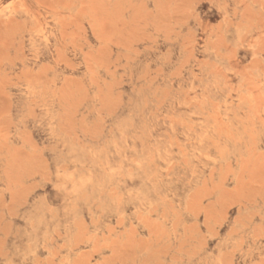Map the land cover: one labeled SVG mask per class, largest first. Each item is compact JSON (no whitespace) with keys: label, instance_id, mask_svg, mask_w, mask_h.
<instances>
[{"label":"rangeland","instance_id":"obj_1","mask_svg":"<svg viewBox=\"0 0 264 264\" xmlns=\"http://www.w3.org/2000/svg\"><path fill=\"white\" fill-rule=\"evenodd\" d=\"M263 62L264 0H0V264H264Z\"/></svg>","mask_w":264,"mask_h":264},{"label":"bare ground","instance_id":"obj_2","mask_svg":"<svg viewBox=\"0 0 264 264\" xmlns=\"http://www.w3.org/2000/svg\"><path fill=\"white\" fill-rule=\"evenodd\" d=\"M232 1V0H231ZM210 2V1H209ZM237 3V2H236ZM224 4H226V3H224ZM228 4V3H227ZM240 4V3H239ZM211 5V4H210ZM218 6V5H217ZM234 6H235V4H234ZM222 7H224V6H222ZM221 7V8H222ZM227 8V7H226ZM214 9V8H213ZM238 9V8H237ZM242 9V8H241ZM221 10V9H220ZM23 13V12H22ZM199 13V12H198ZM226 13V12H225ZM236 19V18H235ZM239 20V19H238ZM55 23V22H54ZM224 23H225V21H224ZM224 26V25H223ZM195 27V26H194ZM239 27V26H238ZM227 28V27H226ZM246 29V28H245ZM240 30V29H239ZM242 30V29H241ZM249 31V30H248ZM239 33V32H238ZM225 34V33H224ZM227 35V34H226ZM244 36V35H243ZM243 38V37H242ZM199 40V39H198ZM232 40V39H231ZM237 40V39H236ZM239 40V39H238ZM234 43V42H233ZM239 44V43H238ZM31 46H32V44H31ZM178 46V45H177ZM237 47V46H236ZM255 48V47H254ZM184 49V48H183ZM198 49V48H197ZM224 49V48H223ZM47 50V49H46ZM237 50V49H236ZM196 51V50H195ZM215 52V51H214ZM229 52V51H228ZM165 53V52H164ZM182 54H184V53H182ZM239 54V53H238ZM237 54V55H238ZM163 55V54H162ZM166 55V54H165ZM187 55V54H186ZM171 56V55H170ZM169 56V57H170ZM185 56V55H184ZM221 57V56H220ZM172 58V57H171ZM179 58V57H178ZM177 58V59H178ZM158 59V58H157ZM159 59H161V58H159ZM165 59V58H164ZM210 59V58H209ZM244 59V58H243ZM222 60V59H221ZM163 61V60H162ZM155 62V61H154ZM153 63V62H152ZM161 63V62H160ZM173 64V63H172ZM263 64H264V62H263ZM175 66V65H174ZM173 66V67H174ZM192 66V65H191ZM169 67V66H168ZM226 67V66H225ZM168 69V68H167ZM192 70V69H191ZM170 71V70H169ZM188 73V72H187ZM201 73H203V72H201ZM259 74V73H258ZM239 75V74H238ZM203 76V75H202ZM212 77V76H211ZM221 79V78H220ZM239 79V78H238ZM197 80H199V79H197ZM210 81V80H209ZM168 82V81H167ZM201 83V82H200ZM215 87V86H214ZM168 88V87H167ZM213 89V88H212ZM220 89V88H219ZM239 90V89H238ZM219 91V90H218ZM263 91V90H262ZM231 94V93H230ZM220 95V94H219ZM226 95V94H225ZM136 96V95H135ZM222 96H224V95H222ZM221 96V97H222ZM24 97V96H23ZM158 99V98H157ZM134 100V99H133ZM24 101V100H23ZM133 102V101H132ZM136 102V101H135ZM157 102V101H156ZM144 104V103H143ZM149 105V104H148ZM250 105V104H249ZM136 106V105H135ZM234 106V105H233ZM15 107V106H14ZM145 107V106H144ZM148 107V106H147ZM29 108V107H28ZM127 108V107H126ZM193 108V107H192ZM236 108V107H235ZM125 109V108H124ZM132 109H133V107H132ZM139 109V108H138ZM144 109V108H143ZM53 110V109H52ZM207 110V109H206ZM24 111V110H23ZM153 111V110H152ZM20 112V111H19ZM140 112H141V109H140ZM144 112V111H143ZM124 113V112H123ZM209 113V112H208ZM22 114V113H21ZM51 114V113H50ZM121 114V113H120ZM249 114V113H248ZM241 115V114H240ZM127 116H128V114H127ZM118 117V116H117ZM126 118V117H125ZM147 118V117H146ZM118 120V119H117ZM122 120V119H121ZM127 120V119H126ZM111 121V120H110ZM119 121V120H118ZM124 121V120H123ZM144 121V120H143ZM127 122V121H126ZM133 123V122H132ZM140 123V122H139ZM21 124H22V122H21ZM36 124V123H35ZM130 123H128V125H129ZM30 125V124H29ZM118 125H119V123H118ZM117 125V126H118ZM135 125V124H134ZM24 127V126H23ZM53 127V126H52ZM51 127V128H52ZM263 127V126H262ZM53 128H55V127H53ZM212 128V127H211ZM38 129V128H37ZM264 129V128H263ZM44 130V129H43ZM57 130V129H56ZM59 130V129H58ZM127 130V129H126ZM126 130H125V132H126ZM131 130V129H130ZM35 131V130H34ZM128 131V130H127ZM264 131V130H263ZM60 132V131H59ZM141 132V131H140ZM245 132V131H244ZM38 133V132H37ZM246 133V132H245ZM234 135H235V133H234ZM37 136V135H36ZM200 136V135H199ZM136 137V136H135ZM261 137V136H260ZM37 138V137H36ZM118 138H120L119 136H118ZM220 139V138H219ZM255 139V138H254ZM114 140V139H113ZM197 140V139H196ZM234 140V139H233ZM111 141H112V139H111ZM253 141V140H252ZM109 142V141H108ZM238 142H240V141H238ZM259 143V142H258ZM236 144V143H235ZM251 144H253V143H251ZM231 145H232V143H231ZM45 146V145H44ZM239 147V146H238ZM246 147V146H245ZM79 148V147H78ZM110 148V147H109ZM116 148H118V147H116ZM137 148V147H136ZM140 148V147H139ZM242 148V147H241ZM111 149V148H110ZM119 149V148H118ZM230 150V149H229ZM230 151H232V150H230ZM47 152V151H46ZM242 152V151H241ZM49 153V152H48ZM64 153V152H63ZM92 153V152H91ZM137 153V152H136ZM135 153V154H136ZM228 153H229V151H228ZM233 153V152H232ZM50 154V153H49ZM94 154V153H93ZM191 154V153H190ZM66 155V154H65ZM144 155V154H143ZM242 155V154H241ZM50 156V155H49ZM51 156H52V154H51ZM238 156V155H237ZM62 157V156H61ZM67 157V156H66ZM122 157V156H121ZM189 157V156H188ZM226 157V156H225ZM233 157H235V156H233ZM80 158V157H79ZM84 158V157H83ZM239 158V157H238ZM49 159V158H48ZM57 159V158H56ZM68 159H69V157H68ZM76 159V158H75ZM82 159V158H81ZM90 159V158H89ZM50 160V159H49ZM93 160V159H92ZM235 160V159H234ZM239 160V159H238ZM70 162V161H69ZM238 162V161H237ZM97 163V162H96ZM64 164V163H63ZM62 164V165H63ZM77 164V163H76ZM91 164V163H90ZM185 165V164H184ZM94 166V165H93ZM178 166V165H177ZM220 166V165H219ZM77 167V166H76ZM147 167V166H146ZM217 167V166H216ZM100 168V167H99ZM83 169V168H82ZM78 170V169H77ZM151 171V170H150ZM144 172V171H143ZM211 172V171H210ZM80 173V172H79ZM139 173H140V171H139ZM146 173V172H145ZM174 173V172H173ZM173 173H171V174H173ZM75 174V173H74ZM102 174H104V173H102ZM186 174V173H185ZM79 175H81V174H79ZM100 175H101V173H100ZM142 175V174H141ZM149 176V175H148ZM219 176V175H218ZM75 177V176H74ZM96 177V176H95ZM76 178V177H75ZM92 178V177H91ZM152 178V177H151ZM201 178V177H200ZM140 180V179H139ZM163 180V179H162ZM120 181H121V179H120ZM160 181V180H159ZM172 181V180H171ZM202 181V180H201ZM47 182V181H46ZM71 182V181H70ZM112 182V181H111ZM136 182V181H135ZM153 182H155V180L153 181ZM163 182V181H162ZM161 182V183H162ZM178 182V181H177ZM115 183V182H114ZM196 183H198V182H196ZM200 183V182H199ZM50 184V183H49ZM95 184V183H94ZM135 184V183H134ZM170 184V183H169ZM178 184V183H177ZM89 185V184H88ZM120 185V184H119ZM125 185V184H124ZM123 186V185H122ZM121 186V187H122ZM154 186H155V184H154ZM167 186V185H166ZM111 187V186H110ZM118 187V186H117ZM133 187V186H132ZM131 187V188H132ZM163 187V186H162ZM169 187V186H168ZM43 188V187H42ZM94 188V187H93ZM105 188V187H104ZM122 189V188H121ZM160 189V188H159ZM186 189V188H185ZM118 190V189H117ZM120 190V189H119ZM158 190V189H157ZM174 190H176V189H174ZM112 191H113V189H112ZM156 191V190H155ZM164 191V190H163ZM173 191V190H172ZM79 192V191H78ZM87 192V191H86ZM103 192H105V191H103ZM160 192V191H159ZM162 192V191H161ZM176 192V191H175ZM87 194V193H86ZM97 194V193H96ZM103 194V193H102ZM82 195V194H81ZM101 195V194H100ZM145 195V194H144ZM158 195V194H157ZM109 196V195H108ZM141 196V195H140ZM139 196V197H140ZM152 196V195H151ZM164 196V195H163ZM78 197V196H77ZM90 197H92V196H90ZM165 197V196H164ZM84 198V197H83ZM162 198V197H161ZM185 198V197H184ZM62 199V198H61ZM137 199V198H136ZM163 199V198H162ZM167 199V198H166ZM40 200H42V199H40ZM110 200V199H109ZM139 200H140V198H139ZM102 201V200H101ZM147 201V200H146ZM189 201V200H188ZM42 202V201H41ZM166 202V201H165ZM171 202V201H170ZM108 203V202H107ZM106 203V204H107ZM112 203V202H111ZM168 203V202H167ZM166 203V204H167ZM44 204V203H43ZM77 204V203H76ZM141 204V203H140ZM157 204V203H156ZM165 204V203H164ZM164 204H163V206H164ZM41 205V204H40ZM112 205H114L113 203H112ZM136 206V205H135ZM169 206V205H168ZM33 207V206H32ZM85 207V206H84ZM109 207V206H108ZM111 207V206H110ZM158 207V206H157ZM162 207V206H161ZM177 207V206H176ZM53 208V207H52ZM89 208H90V206H89ZM113 208V207H112ZM183 208V207H182ZM187 208V207H186ZM56 209V208H55ZM97 209H99V208H97ZM119 209V208H118ZM41 210V209H40ZM45 210V209H44ZM52 210H54V209H52ZM51 210V211H52ZM78 210V209H77ZM87 210H88V208H87ZM116 210V209H115ZM150 210H151V208H150ZM163 210H165V209H163ZM26 211V210H25ZM50 211V212H51ZM156 211V210H155ZM158 211V210H157ZM78 212V211H77ZM112 212V211H111ZM115 212V211H114ZM164 212V211H163ZM187 212V211H186ZM43 213H45V212H43ZM53 213V212H52ZM104 213H105V211H104ZM123 213V212H122ZM26 214V213H25ZM41 214V213H40ZM48 214V213H47ZM85 214V213H84ZM115 214H117V212L115 213ZM133 214V213H132ZM136 214V213H135ZM92 215V214H91ZM100 215V214H99ZM141 215V214H140ZM150 215H152V213L150 214ZM78 216V215H77ZM81 216V215H80ZM158 216V215H157ZM20 217V216H19ZM31 217H33V216H31ZM94 217V216H93ZM134 217V216H133ZM25 218V217H24ZM46 218H47V216H46ZM45 218V219H46ZM55 218V217H54ZM108 218V217H107ZM106 218V219H107ZM119 218V217H118ZM125 218V217H124ZM43 219V218H42ZM48 219V218H47ZM46 219V220H47ZM116 220V219H115ZM124 220V219H123ZM24 221H25V219H24ZM76 221V220H75ZM102 221H104V220H102ZM168 221V220H167ZM27 222V221H26ZM135 222V221H134ZM137 222H138V220H137ZM48 223H50V222H48ZM111 223V222H110ZM129 223V222H128ZM34 224V223H33ZM106 224V223H105ZM133 224V223H132ZM31 225V224H30ZM55 225V224H54ZM49 226V225H48ZM51 226V225H50ZM103 226V225H102ZM131 226V225H130ZM129 226V227H130ZM141 226V225H140ZM101 227V226H100ZM127 227V226H126ZM142 227V226H141ZM27 228V227H26ZM79 228V227H78ZM25 229V228H24ZM32 229V228H31ZM89 229V228H88ZM92 229V228H91ZM144 229V228H143ZM208 229V228H207ZM42 230V229H41ZM64 230V229H63ZM68 230V229H67ZM66 230V231H67ZM126 230V229H125ZM206 231V230H205ZM98 232V231H97ZM101 232V231H100ZM110 232V231H109ZM228 232V231H227ZM226 232V233H227ZM67 233V232H66ZM25 234V233H24ZM211 234V233H210ZM229 234V233H228ZM227 235V234H226ZM18 236V235H17ZM230 236V235H229ZM42 238V237H41ZM45 238V237H44ZM43 238V239H44ZM13 239V238H12ZM15 239V238H14ZM72 239V238H71ZM224 239V238H223ZM44 240H46V239H44ZM213 240V239H212ZM51 241V240H50ZM215 241V240H214ZM225 241H227V240H225ZM245 241V240H244ZM15 242V241H14ZM70 242V241H69ZM211 242V241H210ZM241 242V241H240ZM10 243V242H9ZM59 244V243H58ZM246 245V244H245ZM47 246V245H46ZM13 248V247H12ZM52 248V247H51ZM89 248V247H88ZM256 248V247H255ZM254 248V249H255ZM26 249V248H25ZM28 249V248H27ZM85 249V248H84ZM225 249V248H224ZM40 251V250H39ZM38 251V252H39ZM71 251V250H70ZM15 252V251H14ZM50 252V251H49ZM12 255V254H11ZM241 255V254H240ZM70 257V256H69ZM47 258V257H46ZM211 258V257H210ZM70 259V258H69ZM209 259V258H208ZM207 259V260H208ZM68 260V259H67ZM30 262H31V260H30ZM254 264V263H253Z\"/></svg>","mask_w":264,"mask_h":264}]
</instances>
